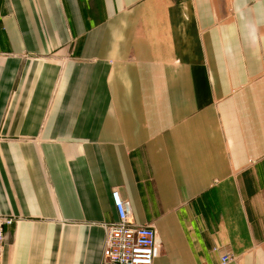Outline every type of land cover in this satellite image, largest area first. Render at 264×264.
<instances>
[{
    "label": "crops",
    "instance_id": "0c3cea01",
    "mask_svg": "<svg viewBox=\"0 0 264 264\" xmlns=\"http://www.w3.org/2000/svg\"><path fill=\"white\" fill-rule=\"evenodd\" d=\"M264 264V0H0L2 264Z\"/></svg>",
    "mask_w": 264,
    "mask_h": 264
},
{
    "label": "built area",
    "instance_id": "2783aa9c",
    "mask_svg": "<svg viewBox=\"0 0 264 264\" xmlns=\"http://www.w3.org/2000/svg\"><path fill=\"white\" fill-rule=\"evenodd\" d=\"M112 204L117 219L103 223L105 239L100 264H154L159 254V242L154 227L150 224L139 225L130 219L129 202L119 192H111ZM15 219L0 215V264L6 241L5 226L11 225ZM231 259L229 254L220 257V264Z\"/></svg>",
    "mask_w": 264,
    "mask_h": 264
}]
</instances>
